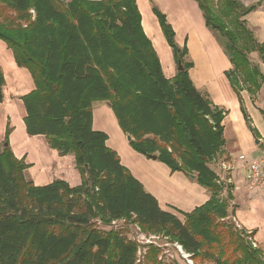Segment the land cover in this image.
I'll use <instances>...</instances> for the list:
<instances>
[{
  "label": "trees",
  "instance_id": "obj_1",
  "mask_svg": "<svg viewBox=\"0 0 264 264\" xmlns=\"http://www.w3.org/2000/svg\"><path fill=\"white\" fill-rule=\"evenodd\" d=\"M195 1L205 26L225 39L232 90L238 98L243 90L254 96L264 77L248 55L257 52L264 63V43L243 20L254 7ZM152 12L182 66L171 79L142 30L135 0H0V41L34 83L21 98L26 133L45 138L60 157L71 154L81 179L76 187L61 180L35 186L25 178L29 166L9 148L7 128L0 145V264H162L152 245L139 246L147 250L138 262V245L113 229L119 220L166 237L191 260L264 264L245 233L223 224L228 204L209 163L225 144V113L194 87L187 49L176 45L166 17L155 6ZM3 87L0 68V103ZM95 102L108 103L134 152L156 156L171 173L195 175L209 200L190 213L175 210L183 219L162 210L107 147V135L92 128Z\"/></svg>",
  "mask_w": 264,
  "mask_h": 264
},
{
  "label": "crops",
  "instance_id": "obj_2",
  "mask_svg": "<svg viewBox=\"0 0 264 264\" xmlns=\"http://www.w3.org/2000/svg\"><path fill=\"white\" fill-rule=\"evenodd\" d=\"M237 1L244 7H254L243 20L256 43L262 45L264 0ZM135 2L141 16L142 30L157 54L164 76L171 79L178 70L152 6L166 17L174 32L176 45L187 49L185 61L192 64L188 73L194 87L225 113L222 121L225 144L220 152V160L224 162L221 175L227 176L232 188L233 210L229 218L264 253V189L256 192L246 189L250 164L256 160L264 161V83L254 96L243 90L238 98L226 77V73L232 70L230 60L218 35L205 26L195 0ZM248 58L257 65L264 77L261 56L252 52ZM0 68L4 77L3 99L0 103V145L9 128V148L16 159H24L29 166L24 173L25 178L35 186H46L56 180L77 185L79 175L74 170L73 159L69 160V164L65 163L66 157H59L52 151L45 138L27 135L23 121L26 113L21 98L34 90V83L29 72L16 65L12 52L1 41ZM92 109V128L107 134V147L116 152L120 164L157 200L162 210L180 218L175 210L190 213L209 200L210 193L198 185L195 179L180 172L171 173L157 160L147 159L131 150L108 103H93ZM242 156L244 159H240Z\"/></svg>",
  "mask_w": 264,
  "mask_h": 264
},
{
  "label": "rangeland",
  "instance_id": "obj_3",
  "mask_svg": "<svg viewBox=\"0 0 264 264\" xmlns=\"http://www.w3.org/2000/svg\"><path fill=\"white\" fill-rule=\"evenodd\" d=\"M217 35H218V38L220 39V41L222 42V44L225 43V39L222 36H220L219 34H217ZM127 144H128V147L131 149V147L129 146V142ZM54 152L57 153L56 151H54ZM57 155H58V153H57ZM65 157H66V159L64 161L65 163L69 164V162H70L69 160L73 159V165H74V158L71 154L66 155ZM222 161L220 160V153H219L209 163V168L215 173V175L217 177L216 185L218 186V188L220 190L219 196L221 198H223L226 201V203L228 204V218L224 221L223 224L232 226V228H234L235 225H234L232 219L229 218V216L231 215V211L233 210L231 200L228 197L229 195L231 196L230 184L226 178L227 176L223 173L221 175V172L223 171L222 164L224 163ZM74 170H75V168H74ZM219 175L221 176V178H219ZM61 181H63V180H61ZM80 183H81V179L79 176V182L77 185H74V184L70 185L69 183L68 184L71 187H76V186H79ZM114 222H115V225L112 224L113 229L121 232L122 236L125 237V239H127L128 241L134 242L135 244L138 245V247L139 246L141 247V246H146V245L147 246L152 245L153 247L158 248L159 249L158 260H160L162 262V264H174V263L175 264H213L211 262L191 260V257L188 254H186L181 249V247L178 246L177 244L171 242L170 240H168L166 237H163L162 235L156 236L154 234H146V233L142 232L141 229L136 224L132 223L131 221L119 220V221H114ZM235 229L237 232L240 231L236 227H235ZM245 236H244L245 240L249 243L250 242L248 240L249 235L245 234ZM250 245L253 249H257V248H254L252 246V243ZM140 247H139V251L137 253V260H138V262L139 261L143 262V258H144V255H145L147 248L146 247L140 248ZM229 253H230V248L227 245H225V254L228 255Z\"/></svg>",
  "mask_w": 264,
  "mask_h": 264
},
{
  "label": "built area",
  "instance_id": "obj_4",
  "mask_svg": "<svg viewBox=\"0 0 264 264\" xmlns=\"http://www.w3.org/2000/svg\"><path fill=\"white\" fill-rule=\"evenodd\" d=\"M240 159H244V157H240ZM219 178L221 176L219 175ZM246 189L249 192H256L264 189V161L256 160L252 162L248 168V175L246 179ZM234 223V220H232ZM115 225V222L112 223ZM235 227L238 229V226L234 223ZM248 240L252 243L251 238ZM252 246L256 248V246L252 243Z\"/></svg>",
  "mask_w": 264,
  "mask_h": 264
},
{
  "label": "water",
  "instance_id": "obj_5",
  "mask_svg": "<svg viewBox=\"0 0 264 264\" xmlns=\"http://www.w3.org/2000/svg\"><path fill=\"white\" fill-rule=\"evenodd\" d=\"M177 70H178V71H181V70H182V66H181V63H180V62H178V64H177ZM125 138H126V141H127V142H130V141L132 140L131 137H130L129 135H126ZM257 142H258V140H256V143H257ZM152 159L155 160V159H156V156H152ZM188 177H189L190 179H192V180H194V179L196 178L194 175H188Z\"/></svg>",
  "mask_w": 264,
  "mask_h": 264
}]
</instances>
